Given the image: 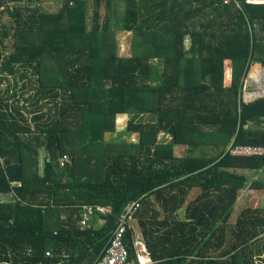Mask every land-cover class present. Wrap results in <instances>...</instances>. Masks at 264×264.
<instances>
[{
  "label": "trees",
  "instance_id": "obj_1",
  "mask_svg": "<svg viewBox=\"0 0 264 264\" xmlns=\"http://www.w3.org/2000/svg\"><path fill=\"white\" fill-rule=\"evenodd\" d=\"M41 1L0 0L15 30L5 55L0 27V264H95L138 200L155 264H264V207L232 223L239 191H264L247 175L264 173V155L232 153L264 148V95L243 96L252 65L264 66V2L63 0L49 13ZM118 30L132 32L131 56L118 55ZM29 76L36 92L21 107L53 104L35 129L19 106ZM119 114L138 142L105 140ZM86 205L112 213L83 231ZM125 242L136 258L134 230Z\"/></svg>",
  "mask_w": 264,
  "mask_h": 264
},
{
  "label": "rangeland",
  "instance_id": "obj_2",
  "mask_svg": "<svg viewBox=\"0 0 264 264\" xmlns=\"http://www.w3.org/2000/svg\"><path fill=\"white\" fill-rule=\"evenodd\" d=\"M250 1L264 2V0H250ZM39 4L45 12L56 13L60 11V9L62 8L63 0H43L39 2ZM91 5H92V2L89 3V9H88V14L90 15L88 18L89 27H91V22H92L91 15L93 13L92 8L90 7ZM119 8H120L119 14L120 13L122 14L123 9L120 4H119ZM100 11H101V14L105 16V12H106L105 6H103ZM13 24L14 22H13L12 17L6 12L2 13L0 27L1 28L5 27L6 29L10 31V36L8 37V39L4 41L5 47H1L5 55H9L13 51L12 45L14 44V41H15L13 38V34L15 32V30L12 29ZM115 40H116V47H117L116 51L119 56L128 57L132 55L133 53L132 51V40H133L132 32L118 30L115 35ZM8 84L9 82H5L0 86V88L4 90L7 88ZM23 84H25V89H22ZM243 91H244L243 96L246 101H251L261 95H264V66L262 64L254 63L252 65L250 73L245 80ZM11 92H13V89L11 90ZM35 92H36V83L31 81L30 76L25 78L24 80H20L19 85H18V93L21 98V102L19 106L21 107L23 104L30 105L32 99H34L33 97H34ZM12 99L13 98H11V101L13 102L14 100ZM39 105H42L41 106L42 109L40 110L38 109L37 111L33 113H28L26 109L21 107V112L23 116L28 120L27 122L31 126L32 129L36 128V125H35L36 123L33 119L35 114L44 112L46 113L45 118L46 117L48 118V116L51 113H53L52 103L41 101ZM31 108L33 107L31 106ZM130 118L131 117L128 114H119L117 116V121H116V131L107 132L105 134V140L118 141V142H138L140 139L139 133H131L129 135L122 134V132L127 128V124ZM146 120H148V117H146ZM162 137H163V134L161 135V138ZM187 150H188L187 145H177L174 148L175 154L180 157L184 156ZM236 152L237 150L232 151L233 154H235ZM247 175L250 177L251 181H255L258 179H264V173L262 172L261 173L248 172ZM201 192L202 190L200 188L193 189L188 196V199H187V202L184 208H186L192 201H194L195 198L201 194ZM248 207H252L255 209L264 207V191L254 190L249 185L243 188L242 190H240L238 202L235 206V210H234L233 217H232V223H235L241 211ZM133 225H135V228L137 230H141L139 226L138 218L134 221ZM262 236H264V234ZM258 263L262 264L261 262H258Z\"/></svg>",
  "mask_w": 264,
  "mask_h": 264
},
{
  "label": "built area",
  "instance_id": "obj_3",
  "mask_svg": "<svg viewBox=\"0 0 264 264\" xmlns=\"http://www.w3.org/2000/svg\"><path fill=\"white\" fill-rule=\"evenodd\" d=\"M235 154L249 155L260 154L264 155V148H252V147H237ZM65 158L61 160V164L64 165ZM141 200L131 202L124 213L117 218V228L114 237L109 244L105 256L95 264H155L152 260L147 246L143 244V237H138L134 228V221L137 219L138 211L141 209ZM99 213L100 223L105 224V216L112 213L110 206H83L80 212L79 228L80 230H86L91 228L93 216ZM132 229L134 230V246L136 249V258H131L130 251L125 242V235ZM50 255V252H47Z\"/></svg>",
  "mask_w": 264,
  "mask_h": 264
},
{
  "label": "crops",
  "instance_id": "obj_4",
  "mask_svg": "<svg viewBox=\"0 0 264 264\" xmlns=\"http://www.w3.org/2000/svg\"><path fill=\"white\" fill-rule=\"evenodd\" d=\"M139 226H140V225H139ZM134 228H135V225H134ZM140 229H141V227H140ZM135 231H136V234H137L138 237H143L142 230H137V229L135 228ZM143 241H144V242H143L144 246H146L145 240H143Z\"/></svg>",
  "mask_w": 264,
  "mask_h": 264
},
{
  "label": "bare ground",
  "instance_id": "obj_5",
  "mask_svg": "<svg viewBox=\"0 0 264 264\" xmlns=\"http://www.w3.org/2000/svg\"><path fill=\"white\" fill-rule=\"evenodd\" d=\"M257 66H258V65H257ZM255 68H256V67H255ZM250 95H251V94H250ZM251 96H252V95H251ZM251 96H250V97H251ZM253 98H254V97H253Z\"/></svg>",
  "mask_w": 264,
  "mask_h": 264
}]
</instances>
